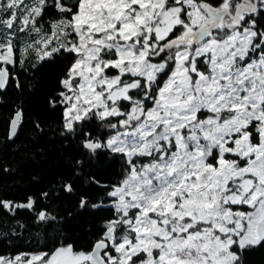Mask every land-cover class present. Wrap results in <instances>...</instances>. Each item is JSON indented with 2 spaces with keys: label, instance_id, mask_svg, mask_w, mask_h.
I'll return each mask as SVG.
<instances>
[{
  "label": "snow or ice",
  "instance_id": "obj_1",
  "mask_svg": "<svg viewBox=\"0 0 264 264\" xmlns=\"http://www.w3.org/2000/svg\"><path fill=\"white\" fill-rule=\"evenodd\" d=\"M58 60L43 106L55 119L21 102L6 140L30 124L66 168L31 175L22 201L0 188V215L28 210L57 237L0 264H250L264 251V0H0V97L34 93L29 74ZM16 171L0 156V176Z\"/></svg>",
  "mask_w": 264,
  "mask_h": 264
},
{
  "label": "trees",
  "instance_id": "obj_2",
  "mask_svg": "<svg viewBox=\"0 0 264 264\" xmlns=\"http://www.w3.org/2000/svg\"><path fill=\"white\" fill-rule=\"evenodd\" d=\"M62 63L58 60L55 64H47L39 72L29 74L30 82L35 84V92L21 95L17 92L9 93L5 99L0 97V156L8 160L17 171L10 175L0 176V188L5 199L22 201L25 194H31L37 187L29 183V177L40 173L45 180L53 178V173L64 171L66 163L57 144L50 142L49 137L36 141L30 124H25L19 130L15 143L7 141L8 120L13 108L23 102L30 114L40 112L43 116L55 119V116L43 111L44 97L54 88L57 75ZM35 75L36 80H31ZM38 149H45L47 155L44 159L36 155ZM35 156V160L32 157ZM46 161V162H45ZM120 163L117 161L104 173L105 178L114 180L118 178ZM17 222L25 225L24 228L16 227ZM58 225H37L33 214L21 209L15 220L8 216L0 215V254L16 255L19 253H34L47 250L45 245L51 246L57 237ZM5 233H8L5 237ZM250 264H264V251L256 252L249 257Z\"/></svg>",
  "mask_w": 264,
  "mask_h": 264
},
{
  "label": "water",
  "instance_id": "obj_3",
  "mask_svg": "<svg viewBox=\"0 0 264 264\" xmlns=\"http://www.w3.org/2000/svg\"><path fill=\"white\" fill-rule=\"evenodd\" d=\"M8 134H9V128H8Z\"/></svg>",
  "mask_w": 264,
  "mask_h": 264
}]
</instances>
